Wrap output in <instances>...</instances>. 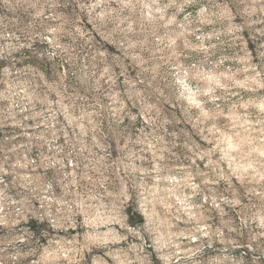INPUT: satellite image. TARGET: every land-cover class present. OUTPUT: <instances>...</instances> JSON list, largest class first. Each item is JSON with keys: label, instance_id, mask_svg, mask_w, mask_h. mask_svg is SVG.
<instances>
[{"label": "rangeland", "instance_id": "obj_1", "mask_svg": "<svg viewBox=\"0 0 264 264\" xmlns=\"http://www.w3.org/2000/svg\"><path fill=\"white\" fill-rule=\"evenodd\" d=\"M0 264H264V0H0Z\"/></svg>", "mask_w": 264, "mask_h": 264}]
</instances>
